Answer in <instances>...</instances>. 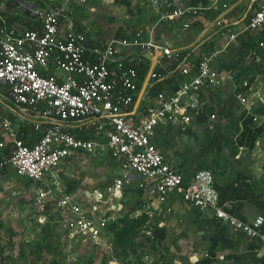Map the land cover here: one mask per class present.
Returning <instances> with one entry per match:
<instances>
[{
	"label": "crops",
	"instance_id": "1",
	"mask_svg": "<svg viewBox=\"0 0 264 264\" xmlns=\"http://www.w3.org/2000/svg\"><path fill=\"white\" fill-rule=\"evenodd\" d=\"M6 1L8 23L18 30L40 28L51 2ZM171 1L172 7L161 8V11L196 8V12L161 20V11L150 0H87L85 3L72 0L67 9L73 28L86 34L87 45L91 48L113 39L133 40L141 32L143 41L151 40L181 53L185 66L190 68L186 75L162 50L148 52L154 60L147 58L148 61L137 62V53L142 52L140 46H120L127 63H144L148 67L140 84L138 78L139 90L130 108L135 118L154 101L156 93L149 92L154 84L158 82V90L174 93L183 81L197 74L204 55H213L211 64L219 75V84L202 86L194 106L193 100H186L184 115L191 117L189 122L182 119L160 122L152 141L165 160L183 174L184 184L193 181L199 170L209 169L214 174L219 205L224 210L242 220L264 216V29L247 28L250 17L264 6V0ZM185 24L189 26L185 28ZM153 72L159 76L151 77ZM3 94L9 98L4 91ZM15 112L22 116L17 109ZM28 123L32 126V122ZM96 150L101 154L105 148L97 146ZM88 153L77 152L64 165L87 162ZM109 157L116 171L109 182L101 187L90 180L95 187L65 186V191L91 205L94 203L92 193L98 191L106 195V187L121 172L120 161L110 153ZM7 169L0 170L2 186L9 182L10 168ZM20 177L26 179L27 185H33L30 189L35 196L39 184ZM147 188V183L135 174L121 196L99 206L107 215L114 207L118 219L124 213L130 217L148 216L136 238L139 246L140 242L146 243V248L140 246L139 249V254L144 251L140 255L145 264L264 263L261 240L221 221L213 209L186 202L178 191L158 200ZM19 197L21 205L35 206L34 198ZM148 229L152 230V236L146 235Z\"/></svg>",
	"mask_w": 264,
	"mask_h": 264
},
{
	"label": "built area",
	"instance_id": "2",
	"mask_svg": "<svg viewBox=\"0 0 264 264\" xmlns=\"http://www.w3.org/2000/svg\"><path fill=\"white\" fill-rule=\"evenodd\" d=\"M50 1L40 28L18 30L8 23L7 1L0 0V82L8 85V96L19 112L29 115L21 114L31 120L35 133L34 138H28L13 126L10 118L2 119L0 136L7 142H0V170L12 168L19 176L38 183L36 206L50 202L63 214L72 237L80 235L86 242L110 252L113 244L107 240L109 224L116 222L118 216L114 207L109 215L97 211L100 204L121 196L135 174L158 200L178 191L186 202L213 209L218 219L264 244L263 215L242 220L224 210L209 169L199 170L193 181L184 184L183 174L165 160L152 141L160 122H189L191 117L184 115L186 100H193L194 106L202 86L219 84V75L211 64L213 55H204L197 74L183 81L176 92H158L144 113L135 118L130 108L139 90V72L137 67L127 64L120 46H140L142 52L137 53V62L143 60L144 52L162 50L186 75L190 68L185 66L181 53L151 40L143 41L141 32L133 40L113 39L91 48L86 34L73 28L67 9L72 0ZM150 2L160 11L172 7L171 0ZM195 12L196 8L162 10L160 18L169 20ZM247 28L264 29V6L250 17ZM157 76L156 72L151 74L153 78ZM80 131L94 138L77 137ZM9 144L11 150L5 152ZM97 146L106 148L111 157L120 161L121 172L106 187V195L98 191L91 194L94 203L85 204L89 210H84L83 203L65 191L60 172L77 152L94 153ZM145 233L152 236L151 229ZM116 255L109 264H123Z\"/></svg>",
	"mask_w": 264,
	"mask_h": 264
},
{
	"label": "rangeland",
	"instance_id": "3",
	"mask_svg": "<svg viewBox=\"0 0 264 264\" xmlns=\"http://www.w3.org/2000/svg\"><path fill=\"white\" fill-rule=\"evenodd\" d=\"M16 109L19 111V109L11 103L10 99L3 94V89L0 86V123L3 118L8 117L11 119L13 126L19 129L25 124H28V121L31 122V120L23 119V116L20 117L17 115L15 112ZM20 113L29 116L23 112ZM101 139V137H98L99 141H101ZM0 142L6 144L7 141L0 136ZM1 148L2 147H0V150ZM99 151L100 150H96L94 153H88L89 160L87 162H78L75 163L74 166L64 165L61 171L62 185L64 187L68 186V188L71 184H74L76 188H92L95 186L89 183L91 182L90 180L98 182L101 187L104 183L109 182L111 178L116 175V171L111 166L114 163H112V158L109 157V151L106 148L105 151L101 150V154ZM103 152L104 155H102ZM7 178L9 182H5L4 186H2L3 183L0 182V187L2 186V191L0 192V240H8L6 234V228L8 227H13L18 232L15 236L18 242H27V240L45 236L47 233L42 230L40 224L49 221L54 241L49 249L51 251L50 256L56 255L61 261V264H87L89 258L95 256L96 261L94 264H102V251H108L110 253V249L107 250V248L101 249L97 247L92 251L91 242H86L80 235L72 237L71 227L65 225L63 214L61 211L55 210L54 206L48 210L44 206L35 205L31 208H27L21 205L19 196L26 197L27 200L35 198L30 189L33 185H27L26 179L18 176L16 171L12 168L9 169ZM18 190H22V192L18 193ZM113 198L116 199L117 197L113 196ZM82 203L83 209L89 210L84 202ZM43 210L47 212L46 215L40 214L44 212ZM97 212L98 214H103L104 210L99 208ZM42 217H45L43 221L40 220ZM110 239L109 237L107 240ZM140 246L142 249L144 247L146 248V243L140 242ZM141 252L143 253L144 251L142 250ZM133 261L137 262L135 259H133Z\"/></svg>",
	"mask_w": 264,
	"mask_h": 264
},
{
	"label": "trees",
	"instance_id": "4",
	"mask_svg": "<svg viewBox=\"0 0 264 264\" xmlns=\"http://www.w3.org/2000/svg\"><path fill=\"white\" fill-rule=\"evenodd\" d=\"M169 10V9H168ZM264 39V30L262 34ZM144 61H148L146 57L143 58ZM132 64L137 67L139 72V84L141 79L144 78L147 71V65L144 63H127ZM157 84H154L149 90L150 94L158 93L161 90H158ZM0 86L3 91L9 95L8 85L0 82ZM24 132L25 135L29 138H34V130L32 126L28 123L26 126H23L19 129V132ZM77 137L83 139L94 138L93 135L82 131L77 134ZM11 145L9 144L5 148V152H10ZM5 168L3 171H7ZM29 183H32L29 181ZM69 188H76L74 184H71ZM44 207L48 210L53 208V205L49 202ZM40 214L46 215L47 212L43 210ZM148 216L146 214L139 215L137 217H130L128 213H124L116 222L109 224L110 229V242L113 244L112 251H102V264H109V260L112 256H115L123 262V264H145L142 260V255L139 254L140 246L136 242V238L141 233V230L146 225ZM43 231H46L47 235L36 237L33 240H27V242H18L15 239V236L18 232L13 227L6 228V234L8 240H0V264H61V261L56 255L50 256V248L54 243L52 238V230L50 222H44L40 224ZM6 241V242H5ZM5 242V243H3ZM92 246L91 250L94 251L97 248V245L90 243ZM96 252V251H95ZM139 254V255H138ZM132 259V260H130ZM133 259H135L134 262ZM96 261L95 256L89 258L87 264H94ZM127 261V262H126Z\"/></svg>",
	"mask_w": 264,
	"mask_h": 264
},
{
	"label": "water",
	"instance_id": "5",
	"mask_svg": "<svg viewBox=\"0 0 264 264\" xmlns=\"http://www.w3.org/2000/svg\"><path fill=\"white\" fill-rule=\"evenodd\" d=\"M144 56L150 60H154L153 59V55L149 54V53H145Z\"/></svg>",
	"mask_w": 264,
	"mask_h": 264
}]
</instances>
